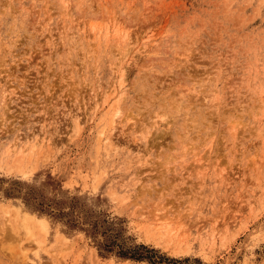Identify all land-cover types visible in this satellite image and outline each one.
<instances>
[{
    "label": "rangeland",
    "instance_id": "rangeland-1",
    "mask_svg": "<svg viewBox=\"0 0 264 264\" xmlns=\"http://www.w3.org/2000/svg\"><path fill=\"white\" fill-rule=\"evenodd\" d=\"M0 264H264V0H0Z\"/></svg>",
    "mask_w": 264,
    "mask_h": 264
},
{
    "label": "trees",
    "instance_id": "trees-1",
    "mask_svg": "<svg viewBox=\"0 0 264 264\" xmlns=\"http://www.w3.org/2000/svg\"><path fill=\"white\" fill-rule=\"evenodd\" d=\"M140 248L145 249V245H140L139 247L134 248L132 250L123 249L120 251V254L123 256H129L136 259H144L147 257V255H145Z\"/></svg>",
    "mask_w": 264,
    "mask_h": 264
},
{
    "label": "bare ground",
    "instance_id": "bare-ground-1",
    "mask_svg": "<svg viewBox=\"0 0 264 264\" xmlns=\"http://www.w3.org/2000/svg\"><path fill=\"white\" fill-rule=\"evenodd\" d=\"M117 105V104H116ZM30 161V160H29Z\"/></svg>",
    "mask_w": 264,
    "mask_h": 264
}]
</instances>
